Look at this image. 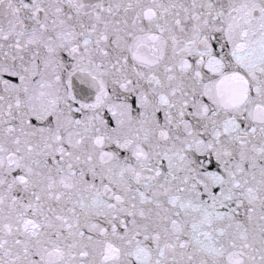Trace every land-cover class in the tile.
Masks as SVG:
<instances>
[{
    "label": "snow or ice",
    "instance_id": "obj_1",
    "mask_svg": "<svg viewBox=\"0 0 264 264\" xmlns=\"http://www.w3.org/2000/svg\"><path fill=\"white\" fill-rule=\"evenodd\" d=\"M0 264H264V0H0Z\"/></svg>",
    "mask_w": 264,
    "mask_h": 264
}]
</instances>
